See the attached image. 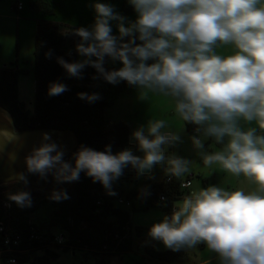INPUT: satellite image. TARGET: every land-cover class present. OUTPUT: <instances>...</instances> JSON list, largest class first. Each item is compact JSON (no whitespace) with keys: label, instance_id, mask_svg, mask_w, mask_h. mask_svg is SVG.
<instances>
[{"label":"clouds","instance_id":"9594fccd","mask_svg":"<svg viewBox=\"0 0 264 264\" xmlns=\"http://www.w3.org/2000/svg\"><path fill=\"white\" fill-rule=\"evenodd\" d=\"M137 13L134 22L107 3H95L91 28H79L77 53L84 59L57 63L69 77L82 79V70L92 67L107 83L126 82L138 90V99L168 98L175 115L196 126L192 143L206 168L218 164L234 177L252 185L245 191L209 186L192 191L170 216L149 229V237L173 252L198 245L214 253L218 264H264V0H128ZM117 22L118 35L112 34ZM139 41V43H138ZM231 46L228 55L218 47ZM51 58L49 50L45 54ZM107 60L122 67L106 70ZM151 61V63H149ZM65 84L52 83L49 96L63 94ZM93 103L99 94L79 93ZM255 123L256 127H253ZM165 119H149L132 137L142 156L131 150L112 154L111 147L95 151L81 145L72 162L50 136L43 135L40 147L25 157L27 172L57 183L75 182L84 172L99 182L109 195L113 182L126 167L137 175L163 165L170 178L180 179L191 172L193 161L166 156L167 147L179 136L168 130ZM212 140L218 150H205ZM15 179L27 184L24 174ZM149 193L142 190L141 195ZM19 207H30L27 191L9 195ZM66 191H53L50 199H69Z\"/></svg>","mask_w":264,"mask_h":264},{"label":"trees","instance_id":"16d2710c","mask_svg":"<svg viewBox=\"0 0 264 264\" xmlns=\"http://www.w3.org/2000/svg\"><path fill=\"white\" fill-rule=\"evenodd\" d=\"M36 6L35 13L42 18H50L54 15L49 4L41 3ZM135 13L130 4L124 7L122 12L124 16ZM60 27L61 25L45 19H38L35 22L32 114L30 115L18 101L17 75L20 72L17 69L0 70V107L9 113L14 127L19 131L48 129L71 132L77 145L67 157L68 162H72L73 153H76L81 145L101 152L106 146L111 147V152L116 148L124 147L129 137L127 128L123 125H110L102 113L105 108L113 105L121 88L107 83L103 78L93 79L98 74L92 67L82 70L81 81L83 83L76 84L78 78L69 77L65 69L57 63V58H63L65 62L71 63L82 60L84 57H77L76 51H74V57L67 56L66 37ZM49 50L52 56L46 58L45 54ZM104 67L106 70H115L105 64ZM52 83L65 84L69 90L57 96H49L48 89ZM120 83L124 86L128 85L123 81ZM79 93L89 95L97 93L101 99L89 103L80 99ZM184 123L188 133H196L195 125ZM209 142L213 141L209 140ZM165 172L166 175L159 183H150L146 189H143L149 193L146 196H142V190L137 188L124 192L117 186H112L111 189L115 195H109L101 183L93 182L84 172L80 173L79 180L73 182L72 189L67 192L70 198L61 201H54L47 195L29 192L18 184L1 186L0 264H7L6 260L9 257L14 258L16 264H49L58 259L55 250H61L63 253L86 250L90 255L96 254L103 259L110 255H125L130 252L131 244L129 241H122V230L128 224L130 212L136 210L133 204L127 211L120 210L114 206L113 202L117 196H124L127 200L138 202V209L147 210L150 207L166 205L165 211L172 214L173 203L182 196L179 190L181 179L171 178L172 180L166 183L165 179L169 174ZM20 191L30 193V207L21 208L8 198L9 195ZM160 195L166 196L164 203L158 202ZM97 202L101 205L96 206ZM44 203H47L51 209L47 219L48 226L64 234L63 246L51 247L55 236L33 230L29 222L30 217ZM32 235L38 239L30 240ZM15 236L20 237L19 247L16 251L6 253L3 246L4 238L12 239ZM36 253H41V255L36 257ZM150 256L159 262L163 260L162 257L158 259L155 255Z\"/></svg>","mask_w":264,"mask_h":264},{"label":"rangeland","instance_id":"374dc122","mask_svg":"<svg viewBox=\"0 0 264 264\" xmlns=\"http://www.w3.org/2000/svg\"><path fill=\"white\" fill-rule=\"evenodd\" d=\"M46 3L53 9L54 15L50 18H42L36 14V5ZM95 3H107L114 7L120 15L123 8L129 5L128 0H3L0 2V70L17 69L20 73L17 75L18 101L25 107V110L32 114L34 99V82H33V51L35 37V22L38 19H45L49 22L61 25V31L65 34V46L67 51H76L80 38L75 35V30L81 27L91 28L95 20ZM21 5V11L17 12V5ZM128 22H134L137 13L124 16ZM112 34L118 35L117 22L111 21ZM77 52V51H76ZM231 46L218 47L217 53L221 55L231 54ZM77 57L80 55L77 53ZM80 61V60H77ZM105 66L119 69L122 64L119 61H110L106 59ZM81 79L76 81L80 85ZM121 91L117 94L113 105L105 108L103 116L108 120L110 125H123L127 131L133 133L141 125H145L151 118L165 119L169 125L170 131L179 136V141L172 146L173 155L180 158L193 161L191 172L181 179L193 176L191 179L192 188L190 191L205 189L209 186L221 187L225 190L252 189L244 177H234L225 172L218 164L211 168H206L200 160L199 150L193 143L192 137L197 134L188 133L184 121L175 115L173 103L163 96H152L147 101L138 99V90L134 86H124L117 84ZM256 127L255 123L252 125ZM128 143V141H127ZM125 144L126 147L128 144ZM116 148L112 154L122 151ZM219 149L214 142L205 141V150L208 152ZM138 156L143 153L135 148ZM166 175L165 171L154 175V180L159 181ZM154 180L148 176L139 177L136 187L138 190L146 189L148 184ZM133 179L130 177L122 179L121 177L113 182L112 186L122 188L124 192L130 189H136L132 185ZM127 185V186H125ZM126 194V193H125ZM124 197V196H123ZM186 196H182L173 203V208L178 206ZM135 212H130L126 226L122 230V241H129L131 244L130 252L125 255L116 254L117 256H106L104 259L99 255H90L86 250L74 253L61 250H55L58 259L49 264H218L217 257L214 253L208 251L205 245L201 244L193 249L186 251L173 252L166 249L159 241L152 240L148 233L154 223L159 222L163 217L170 216L165 209L166 205L150 207L147 210L138 209V202H133ZM120 210H129L125 206L115 204ZM51 209L47 203L40 206L39 210L30 217L29 222L33 230L39 233H49L55 237H64L63 232L48 226L47 219L50 216ZM51 249V248H50ZM54 251V249H52ZM162 257V261H157L150 255ZM36 253L35 256H40ZM99 256V257H98Z\"/></svg>","mask_w":264,"mask_h":264},{"label":"water","instance_id":"95a60500","mask_svg":"<svg viewBox=\"0 0 264 264\" xmlns=\"http://www.w3.org/2000/svg\"><path fill=\"white\" fill-rule=\"evenodd\" d=\"M44 134L50 136L51 139L48 142H55L61 146L65 161L76 149V140L71 132L48 129L19 131L14 127L9 113L0 107V187L18 184L29 192L47 196H51L53 191L68 192L72 189L73 182L57 183L51 174L46 179H41L39 175L27 172L25 157L34 148H38L46 142L43 141ZM127 144L122 151L131 150L133 155L138 156L135 152L136 143L132 135L128 137ZM165 155H173L172 146L167 147ZM163 170H165V166L157 165L151 172L145 171L143 175L138 176L136 170L128 166L124 169L121 178L130 177L133 179L132 184L136 185L139 177L160 174ZM19 174H24L27 184L15 179Z\"/></svg>","mask_w":264,"mask_h":264},{"label":"built area","instance_id":"2783aa9c","mask_svg":"<svg viewBox=\"0 0 264 264\" xmlns=\"http://www.w3.org/2000/svg\"><path fill=\"white\" fill-rule=\"evenodd\" d=\"M16 11L19 12L21 11V5L18 4L16 7ZM67 56L69 57H74V52L73 51H68ZM197 134V133H194ZM193 134V135H194ZM193 178L192 175L185 177L184 179H181L180 183H179V190L182 192V194H184L186 197L190 194L188 191L191 188V179ZM172 179L168 176L165 181L166 183H169ZM166 201V196H162L160 195L158 198V202L159 203H164ZM132 201L131 200H127L125 197L123 196H117L116 199L114 200L113 204L115 206V204L117 205H121V206H125L126 208H131L132 207ZM101 203L97 202L96 206H100ZM2 232V228L0 227V233ZM30 240H36L38 239V237H35L34 235L30 236L29 238ZM21 243L20 237L19 236H15L12 239L5 237L4 241H3V246L6 249V253H10L11 251H16V249L19 247ZM65 243V240L62 237H55L54 241L51 243V247L53 246H63ZM7 264H16V260L12 257H9L6 260ZM24 264H29V263H24Z\"/></svg>","mask_w":264,"mask_h":264},{"label":"crops","instance_id":"0c3cea01","mask_svg":"<svg viewBox=\"0 0 264 264\" xmlns=\"http://www.w3.org/2000/svg\"><path fill=\"white\" fill-rule=\"evenodd\" d=\"M129 133V136H131L132 135V133H131V131L130 132H128ZM164 171V170H163ZM154 175H150V176H148V178H151V180H154V177H153ZM163 179V178H162ZM181 179V178H180ZM161 180H159V181H156V180H154V181H152L153 183H159ZM125 186H127V185H125ZM135 187H136V185H135ZM137 188V187H136ZM191 188H192V185H191ZM120 189H122V188H120ZM192 191H190L189 193H191ZM173 210H174V208H173Z\"/></svg>","mask_w":264,"mask_h":264},{"label":"flooded vegetation","instance_id":"af4514ba","mask_svg":"<svg viewBox=\"0 0 264 264\" xmlns=\"http://www.w3.org/2000/svg\"><path fill=\"white\" fill-rule=\"evenodd\" d=\"M165 171V170H164ZM122 179H124V178H122ZM133 185V184H132Z\"/></svg>","mask_w":264,"mask_h":264}]
</instances>
